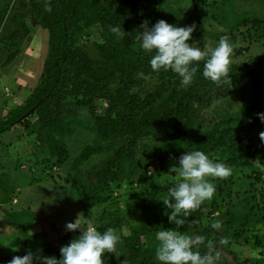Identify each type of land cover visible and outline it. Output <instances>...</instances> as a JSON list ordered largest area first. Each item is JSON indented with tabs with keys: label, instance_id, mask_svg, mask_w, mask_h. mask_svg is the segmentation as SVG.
Listing matches in <instances>:
<instances>
[{
	"label": "trees",
	"instance_id": "obj_1",
	"mask_svg": "<svg viewBox=\"0 0 264 264\" xmlns=\"http://www.w3.org/2000/svg\"><path fill=\"white\" fill-rule=\"evenodd\" d=\"M166 1L154 0L153 9L139 0L29 1L32 16L48 32V53L38 86L21 106L0 118V134L35 118L33 140L51 158L69 163L68 180L76 199L70 198L83 208L82 203L106 204V193L113 183L122 187L135 177L143 165L141 143L149 132L157 130L163 131V137L153 160L163 168L175 165L186 151L200 150L208 155L224 148L229 153L225 165L252 166L255 177L264 181V174L252 164L258 158L264 161L261 143L252 141L245 146L242 140L243 134L264 126L256 115L264 113V54L231 63L227 75L215 81L202 76L204 60L194 62L199 67L188 86H181L180 77L171 70L153 72L150 54L140 48L136 37L143 22L151 26L163 19ZM94 6L111 10L115 26L135 35L136 48L117 38L110 31L112 26L105 23V37L95 44L98 60L94 61L78 43L79 30L95 22L88 13ZM150 77L157 84L146 92ZM116 83L118 87L113 89ZM232 91L241 104L238 102L235 108L225 104L217 109L219 96ZM68 101L75 109L87 108L95 119L97 139L82 146L77 155L71 149L83 124L74 113L66 111ZM203 118V131L195 137L193 133ZM96 159L99 162H94ZM223 183L215 179V190H221ZM168 184L154 187L147 194L149 201L143 213L155 208L157 194L167 195ZM205 218L201 206L188 215L193 230L205 237L199 251L206 253V244L211 241L216 261L222 257L216 249L220 228L205 226ZM109 227L112 228L106 225L100 231ZM46 246V253L60 258V250L52 244ZM123 248L125 252L119 249L118 258L105 253V264H158L154 255L144 249L138 234L125 239ZM0 264H6L2 258Z\"/></svg>",
	"mask_w": 264,
	"mask_h": 264
},
{
	"label": "rangeland",
	"instance_id": "obj_2",
	"mask_svg": "<svg viewBox=\"0 0 264 264\" xmlns=\"http://www.w3.org/2000/svg\"><path fill=\"white\" fill-rule=\"evenodd\" d=\"M29 1L0 0V118L21 106L38 86L48 53V32L32 16ZM139 1L151 9L154 8V0ZM88 13L95 17V22L79 30L78 43L96 61L98 55L95 44L102 42L105 37L103 25L107 23L115 26L116 21L111 10L100 6L92 7ZM163 19L180 27L195 25L188 43L196 42L195 46L201 49L214 48L219 37L227 35L233 46L230 64L264 54V0H167L163 8ZM134 36L132 33H125L121 39L125 44L136 48ZM147 81L145 91L150 92L157 82L153 77ZM116 87L118 83L113 89ZM218 100L217 109L225 104L234 108L238 107V102L241 104L234 91L223 93ZM104 106L105 104L97 111L98 114L102 113ZM65 108L67 112L74 113L83 124L78 140H75L71 149L72 154L77 155L86 143L96 141L95 119L87 108L75 109L70 101ZM203 121L204 118L193 136L201 135L205 123ZM36 127V119L31 118L27 125L15 126L0 134V202L6 203L7 200L5 207L12 208L14 212L30 207L31 211L26 214L35 220L32 233L28 236L22 237L18 233L8 237L13 238L16 245L12 248L3 246L4 240H8L6 236H2L5 235L4 226L7 225L4 223L6 221L0 220V256L5 255V258L23 256L28 248L33 253L39 251L43 256H51L46 253L49 246L43 244L42 239L46 243L50 241L59 245L71 239L64 232L66 216L63 215L68 207L76 208L68 202L70 197L76 199L68 180L69 163H60L51 158L44 147L35 143L33 133ZM261 132H264V126L243 134L244 145L247 146L252 141L260 142V151L264 150V142L259 137ZM162 137V130L149 132L144 137L140 156L142 167L122 187H117V183L111 185L106 193L109 196L106 204L82 203L85 208L77 207L76 215L82 228L91 224L101 230L110 225L120 234L122 243L119 249L122 253L125 252V239L138 234L144 249L155 257L158 244L155 233L161 227L175 228L174 224L168 222L166 213L169 210L161 201L167 195L157 194L153 201L155 208L146 213L142 211L149 201L147 194L152 193L154 187L168 183L172 187L180 179L174 173H169L171 166L163 168L157 160H153ZM210 156L216 161L224 162L229 153L224 148H218ZM227 167L231 169L229 176L208 178L211 183L215 179L224 183L221 190H215L211 200L201 205L206 216L205 226L216 221L221 224L220 240L216 249L222 257L214 261V264H264V181L255 177L252 166ZM11 198L19 203L15 205L10 201ZM50 208H55L59 214L58 233L49 231L47 226L41 228V224L46 222L45 215L50 213L54 216ZM2 217L4 218V213L0 212V219ZM25 225L31 227L28 223ZM179 230L189 235H197L188 217ZM34 231L41 235L31 237ZM77 232L75 239L82 229ZM27 240H30L29 244ZM26 246L28 247L25 248ZM56 247L59 249V246ZM53 256L57 258L55 254Z\"/></svg>",
	"mask_w": 264,
	"mask_h": 264
},
{
	"label": "clouds",
	"instance_id": "obj_3",
	"mask_svg": "<svg viewBox=\"0 0 264 264\" xmlns=\"http://www.w3.org/2000/svg\"><path fill=\"white\" fill-rule=\"evenodd\" d=\"M140 28L142 31H139L136 38L140 42V48L150 54L149 65L153 72L171 70L180 77L181 86H188L199 67L194 62L204 60V78L215 81L227 75L233 51L227 35L220 36L214 48L201 49L195 46L196 42L188 43L195 25L180 27L160 19L151 26L145 21ZM110 31L117 38L125 35V31L119 26L110 27ZM256 115L264 123V113ZM259 137L261 142H264V132H261ZM252 164L264 174V161L258 158ZM169 173H174L180 179L168 189L167 196L161 201L169 210L166 213L168 222L174 224L175 228L161 227L155 233L158 242L155 259L158 264H214L215 257L211 254L212 242H207L208 251L201 254L199 248L205 243V237L189 235L179 229L185 225L190 211L198 209L205 201L212 199L215 185L208 178H225L230 175L231 169L223 162L212 159L210 154L191 150L179 157L177 163L169 168ZM78 221L79 218L66 223L67 231L82 229V232L76 239L61 246L59 259L29 250L23 256H13L8 264H105V253H112L117 258L121 255V236L115 229L109 227L100 231L91 224L82 228ZM211 227L219 229L221 224L216 221Z\"/></svg>",
	"mask_w": 264,
	"mask_h": 264
},
{
	"label": "crops",
	"instance_id": "obj_4",
	"mask_svg": "<svg viewBox=\"0 0 264 264\" xmlns=\"http://www.w3.org/2000/svg\"><path fill=\"white\" fill-rule=\"evenodd\" d=\"M10 201H13V198H11ZM5 202L6 203L0 202V212L4 213V218L2 217L0 220L3 219L4 221H6V222L2 221V223L4 222L7 225V226H4V227H6V232H5V235L2 234V236H6V238H8L12 234L13 235H17L18 233H20L22 235V237L23 236L25 237V236H28L30 233H32V231H31L32 228H33L32 224L34 223L35 220H34V218H32L28 214H26L27 212H30L31 211V208L30 207H27L25 210H22V211H19V212H14L12 208L11 209H7L5 207V204H7L8 201L6 200ZM68 202L71 203L70 206L73 205L76 208L77 207L78 208H81V206L79 204H77V203H74V201L71 198L68 200ZM13 203L15 205H17L19 202L16 199H14ZM76 208L72 207V209H69V207H68L67 210H66V212L63 213V215L66 216V220L68 222H74L78 218L77 215H76L78 208L77 209ZM50 211L52 213H54V216L52 214H50V213H49L48 216L45 215L44 216V220H46V222L43 223V224H41V226H42L41 228L43 229V227L47 226L48 229H49V231L58 233V225L59 224L57 223V221L59 219V214L56 213L55 208H50ZM20 219L21 220L24 219V220L22 222H20L19 221ZM66 220H65V225H66ZM4 223H3V225H4ZM25 223H28L31 227L26 226ZM64 229H65L64 232H67L66 234L70 235L71 237L78 235L77 234L78 233L77 230L70 232V231H67L66 230L65 226H64ZM40 235H41L40 232L34 231V233L31 234V237L32 236H35L36 237V236H40ZM12 239L13 238H8V240L7 239H5V240L3 239L4 242H5V244L3 243V246H5V247H9L10 246L11 248L14 247V246H16L15 243H14V241H12ZM73 239H75V237L72 238L71 240H73ZM42 240H43V244H47V245L52 244V243H50V241L46 243V240L45 239H42ZM27 241H29L28 242V244H29L30 243V240H27ZM69 242L63 243L62 245H59V244H52V245L56 249H58L56 246H59V249H60L61 246L67 245ZM19 246H20V244H19ZM28 246H26L25 248H27ZM29 249H31V248H28L26 250L29 251ZM49 255L53 256V254H49ZM4 256H0V258H2L4 260V262L6 264H8V262L11 260V258H5Z\"/></svg>",
	"mask_w": 264,
	"mask_h": 264
},
{
	"label": "built area",
	"instance_id": "obj_5",
	"mask_svg": "<svg viewBox=\"0 0 264 264\" xmlns=\"http://www.w3.org/2000/svg\"><path fill=\"white\" fill-rule=\"evenodd\" d=\"M262 178H263V180H264V175H263V177H262Z\"/></svg>",
	"mask_w": 264,
	"mask_h": 264
}]
</instances>
